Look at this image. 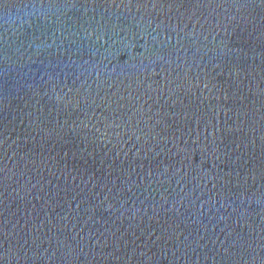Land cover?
<instances>
[{"label":"water","instance_id":"water-1","mask_svg":"<svg viewBox=\"0 0 264 264\" xmlns=\"http://www.w3.org/2000/svg\"><path fill=\"white\" fill-rule=\"evenodd\" d=\"M0 264H264V0H0Z\"/></svg>","mask_w":264,"mask_h":264}]
</instances>
